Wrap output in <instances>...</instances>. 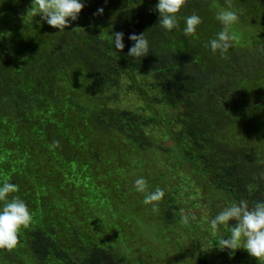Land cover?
Segmentation results:
<instances>
[{"label":"trees","instance_id":"trees-1","mask_svg":"<svg viewBox=\"0 0 264 264\" xmlns=\"http://www.w3.org/2000/svg\"><path fill=\"white\" fill-rule=\"evenodd\" d=\"M84 2L61 33L33 16L32 0H0V182L17 185L10 198L19 196L33 215L17 246L0 249V264H152L150 253L160 258L143 231L174 238L187 178L209 205V252L198 264H259L243 248L217 249L230 233H214L209 221L232 201L264 200V0H230L240 23L230 32L248 31L256 12L259 37L257 48L249 36L235 38L225 57L209 41L229 0H186L170 32L158 25L157 0ZM192 14L202 23L185 36ZM113 32L124 33L123 50ZM132 33L149 40L141 60L127 55ZM167 169L182 183L161 179ZM140 176L152 178L149 191H165L155 212L130 184ZM118 204L125 209L114 213ZM138 219L152 225L139 228Z\"/></svg>","mask_w":264,"mask_h":264},{"label":"clouds","instance_id":"clouds-1","mask_svg":"<svg viewBox=\"0 0 264 264\" xmlns=\"http://www.w3.org/2000/svg\"><path fill=\"white\" fill-rule=\"evenodd\" d=\"M185 2L186 0H157L155 10L159 15L158 25L169 32L179 28L177 14ZM85 6L84 0H32L31 12L33 16L39 14L42 21L63 33L67 26L79 19V14ZM103 12L101 7L93 15H102ZM216 19L223 28L216 38L209 41V46L212 53L219 52L225 57L235 40L230 28L239 20L238 12L231 9L230 0L229 7L218 11ZM201 23L202 18L192 14L184 18L185 26L182 31L185 36L194 35ZM128 39L134 42L127 53L133 60H141L149 54V40L144 33H132ZM112 43L116 50H123L124 33L113 32ZM134 187L136 192L144 194L143 203L151 205L154 212L157 211V202L165 196V191L159 187L155 191H149L148 182L143 176L134 180ZM16 191L17 185L9 180L0 182V249H14L18 244L19 233L29 228L33 220V215L23 199L19 196L10 198L9 194ZM181 219L187 225L196 217L183 214ZM230 220H234L235 224L229 226ZM209 224L214 233H219L222 228L230 233L220 238L215 246L217 249L232 254L235 250L243 248L250 256L256 258L259 264H264V200L257 201L251 207L246 200L232 201L215 214Z\"/></svg>","mask_w":264,"mask_h":264},{"label":"rangeland","instance_id":"rangeland-1","mask_svg":"<svg viewBox=\"0 0 264 264\" xmlns=\"http://www.w3.org/2000/svg\"><path fill=\"white\" fill-rule=\"evenodd\" d=\"M252 11H256L255 6L253 7ZM248 16H250L251 19H253L254 24L252 23L253 25L248 28V31H244V32L237 31L238 33H240V35L237 33V36H235V38L239 39V38L244 37L245 38L244 42H245L249 36L250 42L248 44L249 45L251 44L250 47L257 48V46H255V43H253V42L258 41V37H259V35L257 34L259 31L256 28V21H258V19H257L258 16H257L256 12L255 13L251 12L250 14H248ZM235 25L237 27H239L240 23L238 22ZM261 42H262V40L259 41V43H261ZM131 97H134L135 99L138 98V97H136V95H131ZM166 143L169 144L170 143L169 140H167ZM79 151H81L84 154V156H86L88 159V157H89L88 156V147L82 142L80 144ZM91 151L94 154V156L99 155V153L95 154L96 151H94L92 149H91ZM153 154L156 155V164L162 168L165 167L163 164V161H164L163 155H161L158 152L153 153ZM103 157H104V155H103ZM140 158L143 161L149 160L150 155H148L147 153H143L140 156ZM70 168L71 167H69V166L66 167L67 170H70ZM105 174H106V177H109V174L107 172H105ZM160 176H161V179H164L165 181L166 180L172 181L171 183L173 185H176V186L179 185V183H182L180 181V179H178L179 180V183H178V181L174 178V175L168 169H167V171H162ZM154 177H155V174L153 175V178ZM135 179L129 178L130 184L134 185ZM145 179L148 181V180H151L152 178L147 176ZM198 180L201 182V184L204 181L203 178L202 179L198 178ZM192 181L193 180H191L189 178L186 179V181L183 185V189L180 190V193H179L180 198H178V200H179V202L182 201V204H181L182 208L180 210L179 215H181V217L183 214H189L190 216L194 215L196 217V219H194V222L192 220H190V224L185 225L181 219L180 221L182 224L177 225V223H176L172 228L171 235L174 238L172 240H168V241L167 240H159V239L155 238L152 235L150 230L143 231V233L146 234L143 236L147 239L148 243H152L156 246L155 247L156 252H158L157 255L160 258V259H157L156 257H154L153 253H150V262L152 264H154L155 262L162 263V264H177V263H179V264H198V262L204 256H206V254L209 252L208 251V241H209V234L208 233L209 232L207 231V228L205 227L206 221L209 219V211H208L209 205H208V202L203 200V198L201 196L202 192H203L202 188H200V186H199L200 189L198 187H196L197 184L192 182ZM121 190L126 191V189H121ZM107 194H108V196L111 195L110 193H107ZM206 200H207V198H206ZM217 207L221 208V205L219 204ZM223 207H225V206L223 205ZM122 208L125 209V206L123 204H118L117 209H114L113 212L116 213V211L118 209H122ZM114 213H112V214H114ZM232 222H233V220H232ZM137 225L139 228H141L142 225L150 227L152 224L144 222L143 220L139 221V219H138ZM229 226H231L230 223H229ZM208 230H210V228H208ZM139 239L140 238L138 237L137 242L139 241ZM136 244L139 246L138 243H136ZM144 244H146V242H144ZM244 251H246V250L244 249ZM168 252H171L172 253L171 258H174L170 262H168L167 259L163 260L164 258L168 257V256H166ZM246 254H248V252ZM250 257H252V256H250ZM252 258H254V257H252ZM254 259H256V258H254ZM256 261H258V260L256 259L255 262ZM252 262H253V260H252ZM215 263L217 264V261Z\"/></svg>","mask_w":264,"mask_h":264}]
</instances>
